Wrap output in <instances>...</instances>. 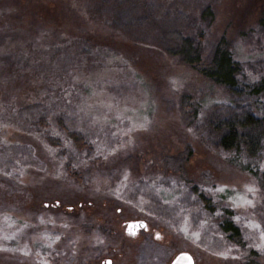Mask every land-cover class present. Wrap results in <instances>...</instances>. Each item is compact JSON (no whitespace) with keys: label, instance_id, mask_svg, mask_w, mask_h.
Returning a JSON list of instances; mask_svg holds the SVG:
<instances>
[{"label":"rangeland","instance_id":"obj_1","mask_svg":"<svg viewBox=\"0 0 264 264\" xmlns=\"http://www.w3.org/2000/svg\"><path fill=\"white\" fill-rule=\"evenodd\" d=\"M129 1L108 23L99 0H0V264H74L88 240L64 210L79 199L115 229L94 237L87 255L114 248L96 264H264V135L246 155L209 128L264 114V0ZM179 33L206 62L230 53L235 91L166 52ZM136 220L149 232L126 236Z\"/></svg>","mask_w":264,"mask_h":264},{"label":"trees","instance_id":"obj_2","mask_svg":"<svg viewBox=\"0 0 264 264\" xmlns=\"http://www.w3.org/2000/svg\"><path fill=\"white\" fill-rule=\"evenodd\" d=\"M116 0H99L100 9L102 11V18H104L105 22H112V19L115 17L116 20L119 19V16H127L128 10L132 7L129 6V0L126 3L120 4L117 6V9H111L113 3ZM123 8H121V6ZM143 6V5H140ZM125 8V9H124ZM116 12V13H115ZM149 12H147L148 14ZM129 17V16H127ZM259 24L264 28V17L259 20ZM120 29H124L123 26L117 30L120 32ZM127 31V30H126ZM124 30V33L126 32ZM171 44H173L170 48L166 50V52L170 56H175L179 59V61L188 68H191L198 75L213 81L217 85L222 86L227 89L230 93L235 91L236 89V70L237 66L233 61L230 53L225 49H216L213 54V58L211 61L203 60V49L200 44V40L194 43L192 38L189 36H184L183 34H176L171 38ZM190 99L188 95H183L179 101V110L182 121L185 124L191 125L193 123V119L196 118V111L190 109ZM209 128L212 130L213 135L215 136V140L218 143V146L225 152H239L243 151L246 155L252 154L256 147L259 145L262 136L264 135V114L260 117H257L255 114L250 112H246L244 114L238 116H224L220 120H213L209 123ZM67 136L71 139L74 146L78 150H82L86 147L85 142L82 138L73 132H66ZM259 139V140H258ZM181 162H179L180 164ZM166 165H168L166 163ZM45 187L49 189L50 187L57 186L56 182L49 183ZM203 204L208 206L209 202L207 199L201 198ZM84 201L79 199L77 200V210L73 209V207H68L64 210L65 214L70 215L68 217L73 218L74 226H70L72 230H79L80 228L83 230H79V234H82V237L87 238L89 240L88 235L90 228L97 227V235L102 236L104 238L113 237L115 231L108 230L111 229L112 226L106 225L105 222L97 223L95 225L93 217H88L85 215ZM225 231L230 232L232 230L230 224H226L224 226ZM108 247V246H107ZM107 247L101 249L102 254L96 256H92L90 253V248L84 245L83 243L79 247V252L75 256L74 264L78 261L82 264H91V261L96 259H100L101 256L110 251L114 250V248H110L107 251ZM100 249V248H99ZM66 254H70L67 250Z\"/></svg>","mask_w":264,"mask_h":264},{"label":"flooded vegetation","instance_id":"obj_3","mask_svg":"<svg viewBox=\"0 0 264 264\" xmlns=\"http://www.w3.org/2000/svg\"><path fill=\"white\" fill-rule=\"evenodd\" d=\"M97 212V209L95 208V210H94V212ZM129 223H135L137 226H134V225H132L131 227H128V224ZM139 223H143V221H141V220H136V221H130V222H127L126 224H127V226H125L124 228H122L123 230H125V235L126 236H128V237H132V238H135V237H137L141 232H142V234H147L148 232H149V230L147 229V226H146V224H144L143 226H141ZM79 230H83V229H79ZM88 230H90L88 233H89V235H88V238H89V240L87 241V244L85 243V245L87 246V247H89L90 249H92V247L94 248V246H93V239H94V237L95 236H98L97 235V230H98V228L97 227H95V228H90V229H88ZM108 230H115V229H108ZM96 231V232H95ZM131 231V232H130ZM79 235H82V234H79ZM91 240V241H90ZM182 253V252H181ZM28 261L30 262V263H28ZM27 262H25V261H23V260H21L20 261V259H15L13 262V264H31L32 262H34V260H32V259H29ZM96 262H97V259L96 260H94V261H91V264H96ZM76 264H82L81 262H79L78 263V261L76 262ZM102 264H110V261L109 260H106V261H104V262H102Z\"/></svg>","mask_w":264,"mask_h":264},{"label":"water","instance_id":"obj_4","mask_svg":"<svg viewBox=\"0 0 264 264\" xmlns=\"http://www.w3.org/2000/svg\"><path fill=\"white\" fill-rule=\"evenodd\" d=\"M141 226L144 225L143 223H139ZM132 225L137 226L135 223H129L128 227H131ZM131 232V231H130ZM170 264H194V261L191 257L190 254L186 253V252H182L177 254L173 260L171 261Z\"/></svg>","mask_w":264,"mask_h":264}]
</instances>
